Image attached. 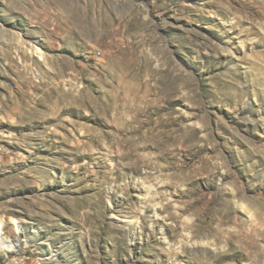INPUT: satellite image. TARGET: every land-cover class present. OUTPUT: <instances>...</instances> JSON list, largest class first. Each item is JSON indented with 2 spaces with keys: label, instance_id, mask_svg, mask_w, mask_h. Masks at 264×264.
I'll list each match as a JSON object with an SVG mask.
<instances>
[{
  "label": "rangeland",
  "instance_id": "374dc122",
  "mask_svg": "<svg viewBox=\"0 0 264 264\" xmlns=\"http://www.w3.org/2000/svg\"><path fill=\"white\" fill-rule=\"evenodd\" d=\"M0 225V264H264V0H0Z\"/></svg>",
  "mask_w": 264,
  "mask_h": 264
},
{
  "label": "bare ground",
  "instance_id": "6f19581e",
  "mask_svg": "<svg viewBox=\"0 0 264 264\" xmlns=\"http://www.w3.org/2000/svg\"><path fill=\"white\" fill-rule=\"evenodd\" d=\"M15 230H18V228L16 227ZM0 242L3 245V247L6 248L7 250H12V248L14 247V243L12 242V240L4 236L1 225H0Z\"/></svg>",
  "mask_w": 264,
  "mask_h": 264
}]
</instances>
